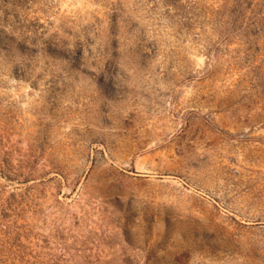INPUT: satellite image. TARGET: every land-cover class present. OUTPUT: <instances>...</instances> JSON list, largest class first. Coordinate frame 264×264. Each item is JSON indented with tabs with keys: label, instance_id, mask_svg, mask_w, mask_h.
I'll use <instances>...</instances> for the list:
<instances>
[{
	"label": "rangeland",
	"instance_id": "374dc122",
	"mask_svg": "<svg viewBox=\"0 0 264 264\" xmlns=\"http://www.w3.org/2000/svg\"><path fill=\"white\" fill-rule=\"evenodd\" d=\"M0 264H264V0H0Z\"/></svg>",
	"mask_w": 264,
	"mask_h": 264
}]
</instances>
